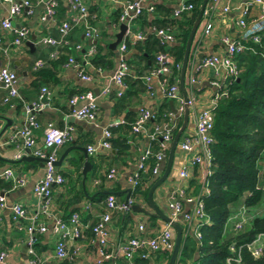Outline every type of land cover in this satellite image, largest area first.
<instances>
[{
  "label": "crops",
  "instance_id": "1",
  "mask_svg": "<svg viewBox=\"0 0 264 264\" xmlns=\"http://www.w3.org/2000/svg\"><path fill=\"white\" fill-rule=\"evenodd\" d=\"M124 1L83 0L89 10V23L95 27L98 35L93 39L87 38L84 36V23L74 24L67 36V45L56 47L60 51L59 56H62V62L51 66L53 59H50L49 53L55 47L42 43L41 38L51 36L58 39L60 37L59 24L64 20H70L71 15L64 1L58 2L55 17L50 18L46 14L44 2L30 0L29 8H23L19 14L10 18L11 29H7L3 27L2 22L9 17V4L0 0V68L8 66L16 73L20 94V97L12 98L9 102L3 103L1 98L6 94V90L0 87V173L5 168H10L14 173L15 180L19 177L25 178L23 184H15L13 179H5L0 176V194H4L5 198L4 205L0 204V252L5 253L0 264H27L29 259L28 250L30 246L27 226L30 217L35 214L39 206V200L33 194L32 188L42 178L44 164L41 165L40 161L34 159H22L23 157L37 156L32 150L22 146L17 132L27 119L26 106L37 98L41 86L48 87L51 93V101L49 106L35 114L38 126L32 129L35 139L34 148L36 150L43 149V136L48 125L61 129L67 126L72 128L71 139L56 150V158L58 159L66 148H70L60 166H56L65 181L61 185H53L47 214L39 213L36 216V224L38 226L44 225L45 231L34 234V242L31 247L40 258L41 264H98L99 255L96 239L92 233L86 230L81 238L67 240L65 249L68 258L59 259L55 252L59 235L54 232V220L59 217L65 218L73 208H76L83 224H92L97 221L106 211V197L101 200L94 199L99 193L113 195L116 205L124 203L128 190L130 192L132 190L128 183V177L137 170L145 149L150 147L153 151L156 146V142L150 141L146 135L132 133L127 127L128 124L130 125L134 121L140 108L151 110L153 115H157L158 110L161 109V125L169 119L168 114L172 111L170 102H172L173 108L175 102L162 96L156 78L145 82L142 77L137 78L136 75H131L127 79V87L123 94L117 96L118 87L110 77L117 65L118 46L114 50L116 57L112 59L111 65H104L98 70L91 63L93 55H88L90 47L100 46L102 54L111 50L108 45L115 40V34L119 31L121 22H119V16L118 21H116V16L120 14V5ZM180 1L149 0L148 2L155 6L154 11L152 13L144 11L141 15L147 17L146 24H143V20L139 21L138 18L135 20L134 26H131V30L145 31L150 25L158 26V23L172 18L171 12ZM221 5H229L228 12H223L220 6L210 18V33L201 37L202 30L208 20L207 15L203 14L202 26L194 40V44L196 45V42L198 44L197 54L189 57L186 70V73L188 72V85L186 83L185 90L188 94L190 91L194 92L197 98L196 109L208 106L217 93V89L210 84L214 77L213 70L210 68H205L201 73L195 74V82L189 83L197 61L206 56L221 57L225 55L226 48L222 38L228 36L230 39L238 40L241 39L242 35V29L236 23L241 14L239 2L223 0ZM249 12L251 16H257L260 7L252 4ZM152 21L158 23L153 24ZM22 27L26 28L27 36L20 46H14L13 40L16 36V30ZM173 32L177 33L179 29L175 28ZM122 39H126V37ZM28 42L31 43V46L28 45ZM129 44L127 43L126 58H131L132 54L137 52L134 48L136 43L129 42ZM69 57L74 59L77 66L68 62ZM37 61L44 64L42 68L52 69L54 80L42 81L41 78L37 80L34 75L35 70H37ZM79 69L89 75L91 79H82L79 76ZM146 73L147 71L143 73V76ZM33 81L36 82L35 86ZM80 93H89L94 98L96 117L93 122L79 120L72 114L69 98ZM164 102L167 103V106H163ZM83 103L80 101L74 107H81ZM6 119L10 120V125L1 132L3 126L7 124ZM153 120L156 122L155 118ZM116 122H120V124L114 126ZM181 122L182 117L178 120V124ZM151 124L152 120L147 124V131L150 130ZM192 127L193 119L189 112L185 133H191ZM12 128H16L17 131L13 132ZM106 128L111 130V138L126 140L127 148L122 154L116 156L114 149H105L100 146L103 140V131ZM180 139L176 144L166 184H161L164 193L162 194L161 189L156 188L152 194L153 202L167 215V202L171 190L188 186L194 193V188L189 186V182L194 179L200 187L204 182L202 168L193 169L188 179L184 180L179 177L180 167L191 156V153L180 149ZM74 146L85 147L86 152L87 146L95 147L96 150L92 155L87 152V158H85L82 151ZM170 146L166 151L165 160L159 163L156 178L161 176L164 171ZM85 161L89 162L90 168L83 185L82 167ZM110 167L116 170L113 181H109L105 177V173ZM97 179L99 182L95 183ZM79 188L84 191L83 197L76 203L66 206L71 200L73 192L78 191ZM133 203L147 206V210L152 211L147 205V201L142 200V198H134ZM13 204H22L28 212L27 218L14 221L10 210ZM86 205L89 207L86 208ZM183 206L184 209L190 208L188 203H183ZM110 216V221L107 223L109 235L106 247V254L109 256L104 258L100 264H141L137 261L140 259L138 254H135L131 260L121 257L118 253L120 244L133 236H151L161 229L165 222L154 216L133 212L131 209L127 211L112 209ZM139 225L144 226L142 231L139 229ZM146 261V264H166L167 262L161 256L160 251L152 254ZM184 262L192 263L189 259Z\"/></svg>",
  "mask_w": 264,
  "mask_h": 264
},
{
  "label": "built area",
  "instance_id": "2",
  "mask_svg": "<svg viewBox=\"0 0 264 264\" xmlns=\"http://www.w3.org/2000/svg\"><path fill=\"white\" fill-rule=\"evenodd\" d=\"M9 4V17L4 19L2 25L4 28L11 29L10 18L21 12L23 8L30 7V0H3ZM45 3L46 14L50 18H54L59 1H64L70 15V20H64L59 24L58 30L60 37L58 39L51 36H44L41 38V42L55 47L53 51L49 53L50 59H56L60 51L56 47L67 45V36L72 26L76 23H84L85 30L84 36L90 39L95 38L98 33L95 27L89 23V10L83 0H38ZM149 0H125L120 5L119 22H125L127 29L124 33L126 39H122L117 48V65L110 77L112 82L118 87L117 96H121L126 89L125 77L130 73V68L127 64L125 53L127 49V43H137L144 41L148 34H152L158 38L161 44L167 45L174 42V34L168 27H157L150 25L145 31L136 30L132 31V22L135 21L144 11L152 13L155 6L148 2ZM223 0H209L204 15H207L208 20L206 26L202 30V36H206L210 33V18L216 10L221 6L223 12H228L229 5L222 6ZM239 2L240 16L236 20L237 25L242 29L241 39L233 40L228 36L222 38L225 44V55L219 56H206L200 58L197 61L193 74L190 76L189 83L195 82L194 75L201 73L205 68L213 70L214 77L210 81V84L217 89V93L211 99L208 106L196 109L197 98L194 92L187 93L186 101L183 100L180 88H179V76L174 74V70L180 71L181 63L173 61L172 57L167 51H159L155 54L154 67L149 70L144 76L143 81L148 82L152 78L158 79L159 88L164 98L175 102V111H171L168 114L169 119L160 124L155 122L154 115L151 110L146 108H140L137 116L131 123V132L134 134H144L150 141L156 142V150H151L150 147L145 149L137 170L128 177V183L131 188L137 185V178L140 170L146 169V160L148 158L154 159V166L152 168V174L158 175L159 163L165 160L166 151L169 148L174 134L177 130L178 120L182 117L184 104L189 108V112L193 119V131L191 133H185V129L182 131L179 138L180 149L184 152L191 153L188 160L180 167L178 175L181 179H188L193 169L202 168L204 173V182L200 187V191L197 194H193L188 186L177 187L170 192V196L167 202L168 216L172 220H176L181 223L182 237L192 236L198 243L200 238L199 227L204 222H207L204 212L201 198L207 192L206 189V176L210 172L212 163L211 157V145L213 143L212 130L214 126V112L213 109L217 102L227 95L228 86L233 80L237 78L238 67L235 60V56L245 50H252L254 47L249 44H260L264 40V0H247L242 2L241 0H228ZM252 4H256L260 7V12L257 16H251L249 9ZM192 9L191 3H186V0H181L172 10V16L178 17L182 12ZM27 36L26 28L22 27L16 30V36L13 40L14 46H20L23 40ZM197 42L194 48H190L189 57L197 54ZM192 50V51H191ZM96 49L92 46L88 50V55H93ZM69 63L77 66L74 63V59L69 57ZM189 64V58L188 63ZM44 64L41 61L36 62V68L42 67ZM100 70V69H98ZM187 70V68H186ZM79 76L84 80H90L91 77L81 69H79ZM0 87L6 90V94L2 96L3 103L9 102L12 98L20 97L17 87V75L8 66L0 68ZM51 101V93L47 86L40 87L37 94V98L33 100L28 106H26L27 119L23 126L18 130L22 146L30 149L37 157L44 159V174L32 188L33 194L39 200L38 210L34 215L30 217L27 231L29 233V259L27 264H41L40 258L36 255L35 251L31 247L34 242V234L36 232H44V225L36 224V216L39 213L47 214V207L50 202L51 191L53 185H61L65 179L63 175L58 171L55 162L56 150L66 141L71 139V127L58 128L52 125H48L43 136V149L36 150L34 148L35 139L32 132L33 128L38 126L35 114L42 111L45 107L49 106ZM83 101L81 107L75 108L74 105ZM69 104L72 106V114L79 120H86L93 122L96 117V105L93 96L89 93L74 94L69 98ZM152 120L151 128L147 131V124ZM120 122H116L114 126H118ZM186 128V127H185ZM111 130L106 128L103 131V140L100 146L105 149H110L111 145L109 139L111 138ZM179 140V139H178ZM178 142V141H177ZM95 147L87 146V152L92 155L95 152ZM18 156V154H15ZM116 170L110 168L105 173V177L109 181L115 179ZM0 176L5 179H13L15 184H23L25 182L24 177H19L15 180L14 173L10 168H5ZM99 180H95L98 183ZM4 194H0V204L4 205ZM133 203V199L129 196L126 202L116 205L113 195H109L105 201L106 211L100 216L94 224H83L79 219V214L73 212L67 220L62 218H55L54 220V232L59 235L55 246L56 256L59 259L68 258L66 251L67 240H75L81 238L85 230H91L94 239L98 246L99 259L97 263L100 264L102 260L109 255L106 254L107 239L109 235L107 223L110 221V212L112 209H118L120 211H127L130 209V205ZM183 203L190 204L189 209H184ZM89 206L86 205V208ZM11 217L14 221H19L27 218V210L22 204H13L10 207ZM29 219V218H28ZM251 214L245 208L240 206L230 213L228 216L225 227L231 225L234 231L242 230L250 221ZM143 225H139V229L142 231ZM174 229L170 223L165 222V225L157 230L151 236H133L122 242L118 248V253L121 257L131 260L135 254H138L140 258L147 259L152 254L167 250L171 252L173 248ZM250 254L257 258L264 255V232L257 233L248 243L245 244ZM240 249H236L233 246L230 247V254L226 258V264H240ZM5 256L4 252H0V261ZM179 253L177 255L175 264H189V262L178 261ZM192 264V263H191Z\"/></svg>",
  "mask_w": 264,
  "mask_h": 264
},
{
  "label": "trees",
  "instance_id": "3",
  "mask_svg": "<svg viewBox=\"0 0 264 264\" xmlns=\"http://www.w3.org/2000/svg\"><path fill=\"white\" fill-rule=\"evenodd\" d=\"M201 2L202 0H186V3L192 4L191 10L162 23L152 21L153 24L158 23L157 27H168L172 32L178 28L179 32H173L175 40L167 45L161 44L152 34H148L144 41L137 42L134 47L137 52L131 58H126L130 68V73L124 79L126 84L129 76L136 75L141 78L145 71L151 70L154 67L155 54L159 51H167L176 63L182 62L185 43ZM119 15L116 16V21ZM140 16L139 21L143 20V24H146L147 17ZM249 44L254 47L253 51L248 49L235 56L239 70L237 78L229 84L227 95L213 109L212 163L205 181L207 192L201 198L207 222L199 227L198 243L190 240L189 236L182 237L178 260L181 262L189 259L192 264H226L230 247L234 245L236 249H240V264H264V255L255 258L245 246L257 233L264 232V213H251L258 204H262L264 208V40L260 44ZM95 49L91 58L93 66L101 69L104 65H111L112 59L116 57L114 51L107 50L106 54H102V48L98 45ZM61 62L62 56H58L51 61V66ZM173 73L179 76L180 71L174 70ZM34 75L37 80H54L52 69L40 67L35 70ZM33 84L35 86L36 82L33 81ZM163 106H167V103L164 102ZM160 111L161 109L157 115L154 114L156 122L159 123L162 114ZM127 127L131 129V123ZM125 141L121 138L109 139L116 156L127 148ZM146 164V169L139 172L137 185L130 192L132 199L138 197L147 201L148 190L157 179L152 174L154 159L148 158ZM189 186L194 188L193 194L200 189L194 179L189 182ZM83 194L81 188L73 192L66 206L79 201ZM108 196L99 193L94 199L101 200ZM240 206H245L251 214L249 223L240 231H234L231 225L225 227L230 213ZM76 211L73 208L62 219L67 220ZM86 231L92 233L90 229ZM160 253L167 261L170 252L162 250ZM137 261L141 264L147 263L142 258Z\"/></svg>",
  "mask_w": 264,
  "mask_h": 264
},
{
  "label": "water",
  "instance_id": "4",
  "mask_svg": "<svg viewBox=\"0 0 264 264\" xmlns=\"http://www.w3.org/2000/svg\"><path fill=\"white\" fill-rule=\"evenodd\" d=\"M209 0H202L198 14L196 16V18L194 19V22L190 28L186 43H185V49H184V54H183V58H182V62H181V69H180V74H179V88H180V92L182 95V98L184 101H186L187 99V93L185 90V74H186V68H187V63H188V58H189V52H190V48H191V44L193 41V38L195 36V33L198 29V26L201 22V18L203 16L205 7L207 5ZM127 29V25L125 22H121L119 24V31L115 34V40L113 42H111L108 47L111 50H115L116 47L118 46V44L121 42L124 33ZM28 45L31 46V43L28 42ZM202 57V56H200ZM170 107L173 111H175V108H173V104L172 102H170ZM188 111L189 108L186 104H184V109H183V114H182V122L180 124V126L178 127V129L176 130L171 146H170V150L167 156V160L165 163V168L164 171L162 173L161 176H159L154 182L153 184L150 186L148 193H147V205L152 209V211H148L147 210V206H142L136 203H133L130 205V209L133 212H138L141 213L143 215H147V216H154L157 217L158 219L170 223V225L173 227L174 229V237H173V248L170 252L169 258L166 262V264H175L177 255L179 253V249H180V244H181V240H182V226L181 224L176 221V220H172L167 214H165L164 212H162L157 206L156 204L153 202L152 200V194L154 192V190L161 185L167 178V175L170 171L171 168V164H172V159H173V154L176 148V144L177 141L182 133V131L185 129V127L187 126V122H188ZM7 120V124L5 126H3V128L1 129V132L10 125V120ZM13 132H16L17 129L16 128H12ZM76 149L82 151L83 155L85 158H87V152H86V148L85 147H80V146H74ZM70 150V148H66L65 151L61 154V156L56 160L55 165L58 167L60 166L62 160L64 159L65 155L68 153V151ZM22 159L25 160H29V159H34L37 161L41 162V165L44 164V159L41 157H35V156H30V157H23ZM90 168V164L88 161L84 162V165L82 167V176H83V180H82V184L84 185V181L86 178V174L89 171ZM129 192L130 190H128L126 198H125V202L127 200V198L129 197Z\"/></svg>",
  "mask_w": 264,
  "mask_h": 264
},
{
  "label": "rangeland",
  "instance_id": "5",
  "mask_svg": "<svg viewBox=\"0 0 264 264\" xmlns=\"http://www.w3.org/2000/svg\"><path fill=\"white\" fill-rule=\"evenodd\" d=\"M134 23H135V21H133L132 22V25L134 26ZM202 23H203V21H201L200 22V24H199V26H198V29H197V31H196V33H195V36H194V38H193V41H192V44H191V48H193L194 47V40L196 39V37L198 36V33H199V30H200V28H201V26H202ZM185 79H186V82H185V85H186V83H187V85H188V72L185 74ZM166 181L167 180H165L164 182H163V185H165L166 184ZM161 185H159L158 187H157V189H161ZM161 191H162V194L164 193V190H162L161 189ZM254 211H257L258 212V214H262V213H264V208H263V206H262V204H258L257 206H255V208H253L252 210H251V213H253ZM189 238H190V240L191 239H194L192 236H190L189 235ZM189 240V243H191V241Z\"/></svg>",
  "mask_w": 264,
  "mask_h": 264
}]
</instances>
